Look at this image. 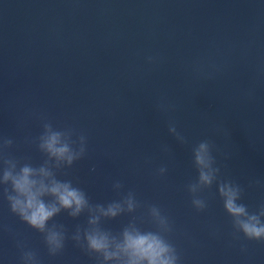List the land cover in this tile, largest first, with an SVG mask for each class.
I'll list each match as a JSON object with an SVG mask.
<instances>
[{
	"label": "water",
	"instance_id": "obj_1",
	"mask_svg": "<svg viewBox=\"0 0 264 264\" xmlns=\"http://www.w3.org/2000/svg\"><path fill=\"white\" fill-rule=\"evenodd\" d=\"M44 121L87 137L85 157L59 178L83 188L92 203L132 191L140 203L134 215L146 228L147 207H160L180 264H264V241L235 232L215 184L201 193L203 211L192 207L186 187L197 177L191 149L208 140L220 179L243 188L249 211L264 204L260 0H0V136L14 141L4 157L42 163L35 141ZM115 180L121 193L112 190ZM130 218L103 227L115 233ZM54 222L70 235L86 215L61 212ZM9 229L40 264H96L70 239L49 256L42 234L0 196L3 264H20Z\"/></svg>",
	"mask_w": 264,
	"mask_h": 264
},
{
	"label": "clouds",
	"instance_id": "obj_2",
	"mask_svg": "<svg viewBox=\"0 0 264 264\" xmlns=\"http://www.w3.org/2000/svg\"><path fill=\"white\" fill-rule=\"evenodd\" d=\"M260 3H264V0H260ZM168 132L178 143H185V137L177 131L175 124H169ZM13 143L11 138L0 136V196L7 201L14 216L42 234L49 256L60 254L66 240L70 239L83 251L93 255L96 264H180L177 249L167 238L172 231L171 222L160 207H147V220L152 227L146 228L142 226L144 218L134 215L140 203L132 191L110 202L92 203L83 188L71 179L59 178V170L71 168L85 157V135L80 134L74 139L71 129H57L51 122L44 121L42 132L35 141L39 152L45 157L38 166L5 158V149ZM162 150L168 151L167 146H163ZM191 152L197 172L195 181L186 186L192 207L197 211L205 210L208 205L201 193L215 184L223 209L232 218L235 232L247 240L264 241V204L256 211H249L241 200L243 188L232 180L220 179L221 167L208 140L195 144ZM92 170H95L94 166ZM166 172V167L158 169L160 176ZM122 189L123 184L119 180L112 183L113 191L121 193ZM61 212L74 219L86 215V225H77L69 235L63 223L54 222ZM122 215L131 218L118 232L103 227L105 221L115 220ZM9 232L12 233V230L9 229ZM12 235L20 251V264H40L37 253L22 239L16 238L15 233ZM241 251H245L243 246ZM0 264H3L2 259Z\"/></svg>",
	"mask_w": 264,
	"mask_h": 264
}]
</instances>
